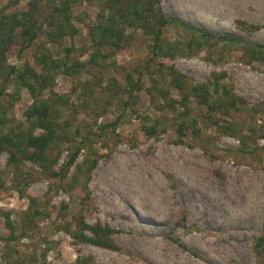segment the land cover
I'll return each instance as SVG.
<instances>
[{
	"label": "rangeland",
	"instance_id": "374dc122",
	"mask_svg": "<svg viewBox=\"0 0 264 264\" xmlns=\"http://www.w3.org/2000/svg\"><path fill=\"white\" fill-rule=\"evenodd\" d=\"M135 1L120 5L128 10ZM54 2L0 0V13L33 4L42 20ZM161 6L168 17L238 41L214 39L199 51L154 56L153 35L140 21L126 28L121 49L92 64L89 29L110 0H71L77 35L51 42L42 33L20 55L19 43L9 50L8 64L19 67L40 70L37 57L48 53L82 66L55 75L51 91L64 98L57 104L62 128L48 161L10 164L9 153L0 151V264H264V56L245 48L247 42L264 45V0H161ZM191 34L169 24L162 37L184 43ZM112 49L105 45L102 52ZM171 66L188 88L206 83L212 98L230 93L244 103L229 113L210 111L171 85ZM32 102L26 88L9 82L0 95V130L24 126ZM158 122L153 135L144 131ZM78 146L61 181L53 172ZM88 159L96 164L87 188L71 187L77 165ZM31 198L42 214L21 234ZM4 212L17 227L12 240H6ZM80 217L110 227L115 248L78 240Z\"/></svg>",
	"mask_w": 264,
	"mask_h": 264
},
{
	"label": "trees",
	"instance_id": "16d2710c",
	"mask_svg": "<svg viewBox=\"0 0 264 264\" xmlns=\"http://www.w3.org/2000/svg\"><path fill=\"white\" fill-rule=\"evenodd\" d=\"M70 10L71 0H55L51 10L45 14L42 20L39 19V14L33 4L23 11L9 14L0 13V75H3L0 95L5 92L7 84L12 82L17 86L26 88L33 99L31 106L25 112L26 123L24 126L16 125L7 130H0V151L9 153L10 164L31 160L43 165V162L48 161L47 151L55 144L62 128L59 121L61 110L57 107V104L59 101L63 102L64 98L51 91L55 75L58 72L72 75L77 72L78 67L82 66V64L79 62L69 64L67 59L53 58L48 53L37 57L40 70L28 63L19 67L16 64H8L7 56L9 50L16 43H19L21 46L18 54L20 55L42 33L46 34L51 42H58L67 36L73 38L77 35L78 28L72 22ZM140 21V27L153 35L154 44L152 45V51L154 56L172 57L176 54H184L186 50L191 52L199 51L205 46V43L214 39H216L215 41H235V39L238 41L237 37L219 36L211 31L187 24L175 17L166 16L162 10L161 0H136L134 3L129 4L128 10L120 5V0H110L109 10H103L97 23L89 29V35L95 47V50L91 53L90 62L97 64L99 59H107L115 53V50L121 49L127 39L126 28L134 25V23L139 24ZM169 24L183 26L192 31L190 39L184 43L163 39V30ZM105 45L112 46V51L109 53L102 52V47ZM245 48L250 50L254 57L264 56L263 44L256 43L253 46V44L247 42ZM170 75L171 85L183 91L185 98L191 95L195 96L200 104L208 105L210 111L216 112L220 110L222 113H229L233 108H237L239 103H244L242 99L229 92V94L220 93L217 97L212 98L210 85L206 83L195 84L193 87L188 88L182 75L172 66ZM139 83L140 81L132 85L129 89V94L138 89ZM48 90L52 94L45 96ZM185 98L182 104L184 107L187 106L188 100V98ZM117 123L118 120L113 122L114 125H117ZM159 124L160 122L152 126H145L144 131L153 135L156 131V126ZM39 128L43 131L36 134L35 131ZM178 129L183 133V126ZM80 149L81 146H78L71 153L59 172H53L61 181L65 179V170L76 160ZM83 163L77 165L76 174H74L73 182L70 184L71 187L76 183H82L84 189L87 188L96 160L88 159ZM20 191L23 192L21 189ZM88 198L89 196L87 195L85 200H88ZM40 205L37 199H30L29 211L25 212V215L29 217V222L22 224L21 234H25L28 228L33 229L36 226V217L42 214V211L39 210ZM4 217L6 226L11 233L6 240H12L16 237L17 227L13 220L10 219L9 212H4ZM77 225L78 232H75L74 236L78 240L102 247L115 248L116 244L111 238L112 229L110 227L103 226L100 223L88 224L83 217L78 219ZM84 230L90 231L92 235L86 234ZM263 238L264 236L261 239ZM79 264H88V262L81 261Z\"/></svg>",
	"mask_w": 264,
	"mask_h": 264
},
{
	"label": "bare ground",
	"instance_id": "6f19581e",
	"mask_svg": "<svg viewBox=\"0 0 264 264\" xmlns=\"http://www.w3.org/2000/svg\"><path fill=\"white\" fill-rule=\"evenodd\" d=\"M202 173V172H201ZM135 178V177H134ZM203 178V177H202ZM138 179V178H137ZM160 182V181H159ZM200 183V182H199ZM146 185V184H145ZM148 185V184H147ZM157 185H159V184H157ZM150 186V185H149ZM144 187V186H143ZM153 188V187H152ZM154 189V188H153ZM151 190V189H150ZM156 190V189H155ZM160 190V189H159ZM214 190V189H213ZM217 190V189H216ZM147 191V190H146ZM146 191H144V192H146ZM222 191V190H221ZM165 192V191H164ZM148 193V192H147ZM150 193H151V191H150ZM223 195H224V193H222ZM157 195V194H156ZM168 196V195H167ZM150 198V197H149ZM222 199V198H221ZM176 200V199H175ZM153 201V200H152ZM155 205H157L158 206V208L160 207L161 209H162V211L164 212V217L163 218H165V216H169V211H168V209L167 208H165L164 206H163V204H162V202L160 203H156ZM166 205H168V204H166ZM169 206H170V204H169ZM164 208V209H163ZM225 208V207H224ZM157 210V208L155 209V211ZM160 210V209H159ZM125 212V211H124ZM156 212H158V210L156 211ZM160 213H161V210H160ZM226 213V212H225ZM163 214V213H162ZM138 215V214H137ZM122 216V215H121ZM136 217V216H135ZM157 217V216H156ZM126 218V217H125ZM129 217H127V219H128ZM137 218V217H136ZM142 219V218H141ZM145 219H146V217H145ZM162 219V218H161ZM169 219H170V217H169ZM125 220V219H124ZM129 220H131V219H129ZM138 220V219H137ZM148 220V219H147ZM139 221V220H138ZM143 221V220H142ZM141 221V222H142ZM145 221V220H144ZM158 221V220H157ZM163 221H164V219H163ZM146 222V221H145ZM139 224H140V222H138ZM144 223V222H143ZM147 223V222H146ZM164 223V222H163ZM148 224V223H147ZM143 226V225H142ZM156 226V225H155ZM158 226V225H157ZM144 227V226H143ZM159 228H160V226H159ZM154 229V228H153ZM157 229V228H156ZM160 230V229H159ZM108 231V230H107ZM148 232H149V230H148ZM152 232H153V230H152ZM143 233V232H142ZM146 233V232H145ZM208 233H210L209 231L208 232H206V234H208ZM143 236V235H142ZM152 238H153V236H152ZM194 239H196V238H194ZM155 240V239H154ZM197 241V240H196ZM209 241V240H208ZM207 241V242H208ZM155 247V246H154ZM207 253V252H206ZM209 253V252H208ZM161 254V253H160ZM209 258V257H208ZM211 261V260H210ZM211 263V262H210ZM190 264V263H189Z\"/></svg>",
	"mask_w": 264,
	"mask_h": 264
}]
</instances>
